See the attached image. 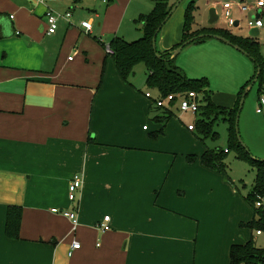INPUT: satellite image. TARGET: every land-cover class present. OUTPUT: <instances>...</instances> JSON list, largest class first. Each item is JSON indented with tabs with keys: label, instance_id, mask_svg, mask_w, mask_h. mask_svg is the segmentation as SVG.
Listing matches in <instances>:
<instances>
[{
	"label": "crops",
	"instance_id": "1",
	"mask_svg": "<svg viewBox=\"0 0 264 264\" xmlns=\"http://www.w3.org/2000/svg\"><path fill=\"white\" fill-rule=\"evenodd\" d=\"M211 1L196 2L193 31L212 28V10L223 23ZM47 3L0 0V264H231L232 247L253 238L242 224L255 212L224 174L203 166L207 147L188 130L196 118H168L146 97L158 96L147 81L121 79L101 36L86 44L81 23L91 17L95 34L99 13L75 16L71 2L65 12L73 18L49 35ZM186 7L163 27L159 52L182 42ZM153 9L151 0H111L102 31L124 38L120 19H132L142 36L136 20ZM211 94L226 108L239 99ZM76 175L83 186L71 202ZM11 207L22 214L16 239L6 233ZM65 211L77 215L76 228ZM73 242L81 247L69 257Z\"/></svg>",
	"mask_w": 264,
	"mask_h": 264
},
{
	"label": "trees",
	"instance_id": "2",
	"mask_svg": "<svg viewBox=\"0 0 264 264\" xmlns=\"http://www.w3.org/2000/svg\"><path fill=\"white\" fill-rule=\"evenodd\" d=\"M196 1L192 0L186 7L185 23L183 28L182 42L167 52H159L155 49L153 40L158 41L159 35L167 23L169 14L173 8L171 0H151L154 9L147 15H142L136 20L140 26L142 36L134 42H129L121 37H115L110 41V46L115 54L114 59L117 71L125 83L135 75V69L143 64L146 67L147 85L157 94L166 98L169 95H186L189 92H195L201 99V106L197 115L195 131L197 138L202 144L206 145L208 140L217 141L219 133L216 132V125L219 121L227 125L228 149H208L201 158L204 167L218 171L230 180L226 170L225 160L231 151H235L237 156L250 162L255 171V181L252 190L244 197L245 201L251 205L255 212V218L248 224H242V227L256 233V236H264V207L258 208L256 203L264 199V160H256L252 157L248 149L239 140L236 132V122L240 113L241 99L245 93L246 86L239 94V99L234 108L217 106L212 101V94L209 90L207 80H192L187 77L185 72L177 67L176 57H174L178 48L191 39L197 38L195 42L204 41L200 39L201 35H219L229 40L233 47L243 49L253 60L257 69V81L264 85V59L261 53L260 44L253 39H243L236 37L227 30L204 28L193 31L195 22ZM111 2V0H110ZM1 19L0 14V38H1ZM105 48V43L100 41ZM108 56V55H107ZM110 57V56H108ZM168 118L173 113L166 110ZM189 162L196 160L195 156H188ZM22 214L20 208L11 207L9 210L6 233L9 238H18L21 226ZM260 232L261 235L257 233ZM231 264H264V247L259 248L255 239L244 245H235L231 249Z\"/></svg>",
	"mask_w": 264,
	"mask_h": 264
},
{
	"label": "rangeland",
	"instance_id": "3",
	"mask_svg": "<svg viewBox=\"0 0 264 264\" xmlns=\"http://www.w3.org/2000/svg\"><path fill=\"white\" fill-rule=\"evenodd\" d=\"M112 1L117 3L118 0ZM191 1L192 0H183L182 3L187 6ZM204 1L205 0H197L196 2L198 5L204 6ZM71 2L77 3L75 5L77 7L75 16L79 14V11H85L84 14H87L86 16H89V12L93 14V11L95 14L99 13L102 15V18L96 21V26L95 23H93V27L95 26V34L90 35L84 32L83 35L85 36H83V38H88L86 44H97L98 41H96V43L93 40L94 35H96L97 38L101 36L102 39H99L104 41L105 46L110 45V40L114 33L111 32L104 34L102 31L107 24L104 21L107 14L106 9L110 0H108V3L104 2V0H48L47 7H49V10L57 14L64 15ZM124 4L127 5V2H124ZM133 7L134 5H131L129 11H132ZM123 13V10H119L117 16H121ZM203 14L204 18L202 19H207L209 13L206 14L204 12ZM117 16L110 18L108 22L109 26H114V21L116 18L118 19ZM90 20L91 17H89L88 21ZM65 21L67 22L70 20L64 18L60 19V23H64ZM196 21L201 23L199 13ZM98 23L101 24V27L98 26ZM120 24L121 29L118 31V35L123 36L130 42L140 39L141 36L138 33V27L134 25L132 19H120ZM209 26L216 29H224V25L221 21H217ZM233 35L236 37L240 35L239 37L243 39H250L251 37L250 31L246 28L245 24L241 29H234ZM255 39L261 46V53L264 59V30L261 35ZM104 51L106 54L107 50L104 49ZM111 57L112 56L109 58ZM176 65L192 80H207L212 93L237 95L240 94L242 89L246 86L244 94L247 95L239 117V134L243 145L248 149L252 157L256 160L263 161L264 113L258 114L257 110L259 109L260 98L264 95V85H262L261 81L255 82L257 69L253 60L248 55L239 51L236 47L229 46L215 39H205L204 41L194 42L187 45L176 56ZM145 79L146 67L143 64L138 65L135 69V75L131 77L130 82L141 87L146 81ZM191 117V115H187L184 120H186V122L192 121L193 117ZM216 132L219 133L218 140H208L206 142V147L208 149H228L227 125L224 122L219 121L216 125ZM198 147L203 148L205 146H203L202 143H199ZM196 161L197 159L194 162L189 163H195ZM225 164L228 177L230 178L227 182L232 184L233 188H235L237 193L245 201L244 197L249 194L254 186V168L251 166L250 162L239 158L235 151H231L227 155ZM249 207L252 209L251 205H249ZM246 232L249 233L248 231ZM251 235H253L257 247H264V236H256L255 232H253V234L251 233Z\"/></svg>",
	"mask_w": 264,
	"mask_h": 264
},
{
	"label": "built area",
	"instance_id": "4",
	"mask_svg": "<svg viewBox=\"0 0 264 264\" xmlns=\"http://www.w3.org/2000/svg\"><path fill=\"white\" fill-rule=\"evenodd\" d=\"M76 1V0H75ZM39 2L44 3L46 0H39ZM108 3V0H104ZM212 7L217 12L220 19L223 20V24L227 31L233 34L234 29H241L243 25L251 32L253 30L261 32L264 29V0H212ZM49 29L48 34L53 35L57 32L59 26V20L61 18L71 20L72 13L68 12L65 15L57 14L53 11H49L46 14ZM81 27L87 34L92 33V23L90 21H84L81 23ZM240 36V35H239ZM255 40L254 37H250ZM106 54L108 56H114L115 52L113 48L108 45L105 46ZM146 97L154 102V105L160 109H166L169 111H176L181 115H191L197 119V115L201 106V99L199 95L195 92H189L186 95H169L166 98H162L159 95L153 97L151 93H147ZM258 114L264 113V95L260 98ZM147 126L144 130H147ZM188 130L191 132L195 131V123L188 125ZM226 152H228L226 150ZM83 186V179L81 176L76 175L72 179L69 186V200L74 202L76 200V194ZM258 208L264 207V199L256 203ZM54 213H58V210H53ZM66 218L71 220L74 228L78 225V217L74 212H61ZM105 222L101 224L100 229L103 232L110 231V217H105ZM261 235L260 232L257 233ZM80 244L78 242H73L71 250L69 252V257L73 255L76 250L80 249Z\"/></svg>",
	"mask_w": 264,
	"mask_h": 264
},
{
	"label": "water",
	"instance_id": "5",
	"mask_svg": "<svg viewBox=\"0 0 264 264\" xmlns=\"http://www.w3.org/2000/svg\"><path fill=\"white\" fill-rule=\"evenodd\" d=\"M183 2V0H179L174 6H173V8H172V10H171V12H170V14H169V17H168V19H167V21L171 18V16L173 15V13L175 12V10L178 8V6L181 4ZM214 10H212L211 12H210V14H211V20H210V23L212 24V23H214L216 20H217V18L215 19L214 18ZM258 33H259V31H256V30H253L252 32H250V35L251 36H253V37H255V36H258ZM209 38V39H216V40H219V41H221V42H223V43H225V44H227V45H229V46H233V44L229 41V40H227L226 38H224V37H222V36H219V35H201L200 36V39H204V38ZM196 39L197 38H194V39H191L190 41H188V42H186L185 44H183L180 48H178V50L176 51V53H175V55H174V57H176L187 45H189V44H192V43H194L195 41H196ZM153 46H154V48L156 49L157 48V40L156 39H154L153 40ZM239 51H241L242 53H244V54H246L247 55V53L243 50V49H238ZM257 81V79L255 80V82ZM254 82V83H255ZM246 95L247 94H244L243 95V97H242V99H241V103H240V112H241V110H242V107H243V105H244V101H245V98H246ZM239 117H240V113H239V115H238V118H237V122H236V132H237V135H238V138H239V140L241 141V137H240V134H239ZM242 142V141H241Z\"/></svg>",
	"mask_w": 264,
	"mask_h": 264
}]
</instances>
